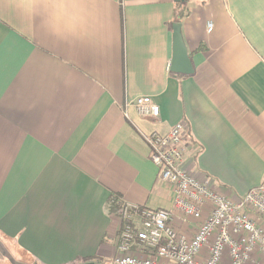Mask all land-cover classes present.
I'll use <instances>...</instances> for the list:
<instances>
[{"label": "crops", "instance_id": "0c3cea01", "mask_svg": "<svg viewBox=\"0 0 264 264\" xmlns=\"http://www.w3.org/2000/svg\"><path fill=\"white\" fill-rule=\"evenodd\" d=\"M180 1L190 74L170 70L176 0H0V264L103 263L114 194L173 208L143 137L178 122L191 175L231 198L263 181L264 0Z\"/></svg>", "mask_w": 264, "mask_h": 264}, {"label": "built area", "instance_id": "2783aa9c", "mask_svg": "<svg viewBox=\"0 0 264 264\" xmlns=\"http://www.w3.org/2000/svg\"><path fill=\"white\" fill-rule=\"evenodd\" d=\"M133 106L144 118L159 112L149 96L135 98ZM183 133L178 122L165 135H144L149 158L172 191L173 208H150L112 195L115 252L103 263L264 264V179L239 198L216 192L184 167ZM176 217L186 226L197 225L192 236L175 228Z\"/></svg>", "mask_w": 264, "mask_h": 264}, {"label": "water", "instance_id": "95a60500", "mask_svg": "<svg viewBox=\"0 0 264 264\" xmlns=\"http://www.w3.org/2000/svg\"><path fill=\"white\" fill-rule=\"evenodd\" d=\"M173 29V52L170 62V70L174 73L190 74L192 73V65L185 46L180 22L172 24Z\"/></svg>", "mask_w": 264, "mask_h": 264}, {"label": "trees", "instance_id": "16d2710c", "mask_svg": "<svg viewBox=\"0 0 264 264\" xmlns=\"http://www.w3.org/2000/svg\"><path fill=\"white\" fill-rule=\"evenodd\" d=\"M188 12V9L187 7L184 5L183 2H181L180 0H176L175 2V21L176 22H179L181 18H183ZM116 195V198L118 197L117 194H114ZM108 208H109V212L111 214H114V210H115V205L114 204H111L109 202L108 204ZM91 262V259L89 260ZM31 264H39L37 263L36 261H33ZM84 264H87V263H84ZM100 264H104V263H100Z\"/></svg>", "mask_w": 264, "mask_h": 264}, {"label": "rangeland", "instance_id": "374dc122", "mask_svg": "<svg viewBox=\"0 0 264 264\" xmlns=\"http://www.w3.org/2000/svg\"><path fill=\"white\" fill-rule=\"evenodd\" d=\"M0 246H1V247L3 246L5 249H7L8 252H9L11 255H16V253L13 252V249H12L11 245L8 246V245L5 244V243H3V244L0 243ZM7 250H6V251H7ZM0 253H2V252L0 251ZM0 257H1V256H0ZM10 262H12V261H10ZM13 262L15 263L16 261L13 260ZM20 262H21V263H24V262H25V264H26V262H29V261H28V259H22ZM16 263H17V262H16Z\"/></svg>", "mask_w": 264, "mask_h": 264}]
</instances>
